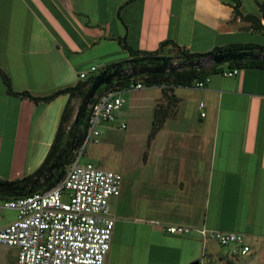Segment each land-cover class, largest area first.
I'll use <instances>...</instances> for the list:
<instances>
[{
    "label": "crops",
    "instance_id": "0c3cea01",
    "mask_svg": "<svg viewBox=\"0 0 264 264\" xmlns=\"http://www.w3.org/2000/svg\"><path fill=\"white\" fill-rule=\"evenodd\" d=\"M233 4L0 0L1 181L39 167L68 99L64 94L35 103L18 93L46 95L73 85L92 66L105 69L131 58L129 49L166 55L175 48L160 47L166 40L191 53L234 43L264 46V33L234 17ZM261 4L240 0L239 9L264 25ZM237 68L231 77L210 74L201 88L144 85L133 90L125 115L120 109L113 123L102 124L118 127L126 116L133 126L129 136L140 130L145 139L143 151L120 173L119 194L109 199L115 223L105 264H264V65ZM158 106L167 116L149 138ZM168 225L233 231L250 250L239 254L193 232L170 234ZM16 256V247L0 244V264H13Z\"/></svg>",
    "mask_w": 264,
    "mask_h": 264
},
{
    "label": "built area",
    "instance_id": "2783aa9c",
    "mask_svg": "<svg viewBox=\"0 0 264 264\" xmlns=\"http://www.w3.org/2000/svg\"><path fill=\"white\" fill-rule=\"evenodd\" d=\"M90 74L80 72L79 78ZM237 67L219 70L224 77L238 73ZM210 81L207 75L192 83L201 88ZM141 81L124 88L110 89L95 96L88 106L89 115L83 140L73 150L69 170L51 188L33 191L22 196L0 201V244L17 248L13 264H105L110 249L115 220L109 213V199L120 192L122 175L114 170L81 161L86 145L98 142L103 123H113L124 102L121 92L143 88ZM204 102L198 109L204 116ZM119 128H125L121 122ZM0 180H2L0 174ZM13 210L15 219L2 225L3 210ZM170 234L196 233L202 241L212 240L221 246H233V252L246 254L250 247L242 235L207 227L192 228L168 225Z\"/></svg>",
    "mask_w": 264,
    "mask_h": 264
},
{
    "label": "trees",
    "instance_id": "16d2710c",
    "mask_svg": "<svg viewBox=\"0 0 264 264\" xmlns=\"http://www.w3.org/2000/svg\"><path fill=\"white\" fill-rule=\"evenodd\" d=\"M240 6V0H234L233 4V16H239L243 20L250 21L252 23V28L254 30H259L264 33V25L260 23V19L252 14H246L243 15L239 9ZM260 11L261 14L264 17V5H260ZM172 44V46H175V51L177 52L178 57L182 61H193L196 60L202 56H208L217 52H224V51H238V50H259L261 52H264V46L255 44V43H234V44H228L226 46L222 47H214L210 49L207 52L204 53H191L189 51H186L185 49H180L178 46L174 45L171 41H163L160 45V47ZM129 52L131 54V58L109 64L105 67V69H111L116 66H123L124 64H155L158 63V61L168 60L169 58L167 56H164L163 54H159L160 52L158 50L156 51H150V52H141L136 51L133 49H129ZM229 68L233 67H249V66H263L264 60H253L251 58H245L243 60L239 61H230L226 63ZM222 64H211L207 68L202 67L199 69L192 68V67H185L180 70L174 71V72H165V73H147L144 75H138L132 79H120L115 80L114 82L108 84V85H102L96 92V96L100 95L102 92H105L110 89L115 88H124L128 86L131 82H137L141 81L145 86H152V85H191L193 82L197 80L203 79L205 76L210 75L212 73H215L216 71L221 70ZM1 76L3 78V81L7 87V90L9 92H12L11 85L9 82L8 76L1 72ZM94 74L89 75L86 79L78 81L77 83L73 85H66L63 87H59L52 92L46 94V95H33L27 91L20 92L18 94L29 98L35 103L38 102H49L50 100L54 99L55 97L59 95H68V99L63 107V110L60 115V119L53 137V140L49 146V149L39 165V167L30 175H27L19 180L15 181H1L0 183H23L27 181L28 179L33 178L34 176L42 173L45 168L53 161L54 157L57 155L59 151H63L66 144H70L72 140L75 138H78V141L76 145H79L81 141L83 140L84 134L86 132L87 128V120L89 115V107H87L86 114L83 118L79 120L78 125L73 124V117L76 112L77 104L79 103L80 99L86 92L88 86L91 84L93 80ZM96 97H94L93 100H95ZM167 116V110L162 109L161 107H156L154 114H153V121L151 130L149 132L148 137L152 138L155 133L160 128L163 120ZM65 155V154H64ZM74 156L73 151L69 152L67 159L65 161V165L70 164ZM65 165L60 168V170L56 171L54 176L47 182L44 183L42 186L38 187L34 191H45L52 186H54L66 173L65 171ZM16 197L14 195H3L0 194V200L5 198H13Z\"/></svg>",
    "mask_w": 264,
    "mask_h": 264
},
{
    "label": "water",
    "instance_id": "95a60500",
    "mask_svg": "<svg viewBox=\"0 0 264 264\" xmlns=\"http://www.w3.org/2000/svg\"><path fill=\"white\" fill-rule=\"evenodd\" d=\"M245 58L253 60H264V52L251 51V50H238V51H224L217 52L208 56H202L193 61H180L178 63L169 62L167 59L155 64H135L129 69L123 66H116L111 69H103L93 77L91 84L88 86L86 92L82 96L77 106L76 112L73 117V124L78 125L79 120L86 114L87 107L93 102L97 90L102 85H108L115 80L132 79L138 75L147 73H165L174 72L182 69V66L192 68H202L204 64H222L230 61H239ZM78 138L66 144L63 151H59L54 157L53 161L45 168V170L23 183H0V194L22 196L27 193L33 192L38 187L47 183L55 174L65 165V161L69 152L73 151L76 147ZM65 154V155H64ZM191 264H199V261H194Z\"/></svg>",
    "mask_w": 264,
    "mask_h": 264
},
{
    "label": "rangeland",
    "instance_id": "374dc122",
    "mask_svg": "<svg viewBox=\"0 0 264 264\" xmlns=\"http://www.w3.org/2000/svg\"><path fill=\"white\" fill-rule=\"evenodd\" d=\"M163 55L167 56L169 58L168 61L172 63H178L182 61L178 57L175 49H172L170 53ZM224 64L225 63H222V65ZM209 65L211 64L206 63L204 64V67L207 68ZM181 68H185V66H182ZM102 70L103 69L98 68L93 73L94 76ZM134 93L135 91L133 90H124L121 92L122 98L124 100L121 111L124 115L128 107V100ZM122 117L123 118H121L120 120L126 124L125 128H118L115 124H113L112 126H110V124L100 126L102 132L98 137V142H90L86 145L85 156L82 157L81 161H89L98 167L111 169L124 174L125 169L131 162L133 156L143 151L145 139L143 140V136L141 137L143 131L140 130L137 131L136 135H133V137L131 138L129 136V133L132 131V123L128 125L127 117ZM108 125L110 126V128H107ZM103 127H105L104 129L106 131H104ZM69 166L70 164L65 165L66 172L69 170ZM6 199L7 198L2 199V201ZM110 211H112L111 208L109 209V212ZM2 214L4 224L10 223L15 219V212L13 210H3ZM221 247L223 248L224 246Z\"/></svg>",
    "mask_w": 264,
    "mask_h": 264
},
{
    "label": "flooded vegetation",
    "instance_id": "af4514ba",
    "mask_svg": "<svg viewBox=\"0 0 264 264\" xmlns=\"http://www.w3.org/2000/svg\"><path fill=\"white\" fill-rule=\"evenodd\" d=\"M158 62H162V61H158ZM170 62V61H169ZM131 66H133V64H130V63H128V64H124L123 65V67H126V68H130Z\"/></svg>",
    "mask_w": 264,
    "mask_h": 264
}]
</instances>
